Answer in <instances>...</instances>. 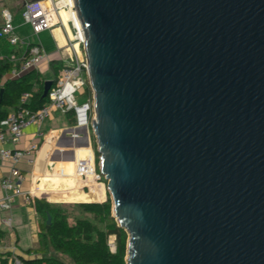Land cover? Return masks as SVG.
Returning <instances> with one entry per match:
<instances>
[{
    "label": "water",
    "instance_id": "water-1",
    "mask_svg": "<svg viewBox=\"0 0 264 264\" xmlns=\"http://www.w3.org/2000/svg\"><path fill=\"white\" fill-rule=\"evenodd\" d=\"M73 1L126 264H264V0Z\"/></svg>",
    "mask_w": 264,
    "mask_h": 264
},
{
    "label": "built area",
    "instance_id": "built-area-1",
    "mask_svg": "<svg viewBox=\"0 0 264 264\" xmlns=\"http://www.w3.org/2000/svg\"><path fill=\"white\" fill-rule=\"evenodd\" d=\"M44 0H28L24 3L22 17L32 29L33 34H37L42 30L54 28L55 24L49 21L48 14L53 12L58 14L60 10H66L68 21L71 26V33L67 34L64 48L69 50L68 61L63 63L58 70L57 76L48 90L47 101L38 109L30 110L24 103L28 101L30 93L24 91L20 94L18 107L11 110L7 115L0 120V143L9 141L16 144L22 136V129L28 124H35L38 128L40 124L52 116V111H59L66 115L70 113L72 116L71 126L66 125L60 130L64 131L70 127L82 128L86 127L89 137L88 145L92 150V155H85L81 158L75 157V175L82 181L81 188L88 189L86 178L93 176L94 181H98L102 174L96 169L95 152L90 141V122L91 114L93 113V95L88 80V64L83 52L84 34L77 17V13L73 0H47L48 6L43 5ZM3 22L0 25V39L5 40L11 45L23 43V40L15 33L12 23V14L7 11H2ZM78 22V23H77ZM50 56L46 53L38 43H27L26 49L22 54L8 55V59L12 61V67L9 71L11 77L18 76L20 73L37 68L39 63L49 59ZM90 89V93L77 101L76 95ZM37 136H42L43 132L37 130ZM72 141H83L85 136L82 131L67 132ZM40 148L39 143L33 141L25 147L9 148L6 146L0 147V158L3 161L9 162L8 174L2 176L0 187L4 194L0 197V211L10 206V203L15 194H23L26 201L33 200V191L30 189L26 192H21L18 184L23 180L24 175L17 167V162L25 158L28 163L34 165L35 153ZM3 223L10 224V218L2 219ZM108 246L110 251H114L115 245L113 237H108ZM7 264H23L22 258L12 254L7 257Z\"/></svg>",
    "mask_w": 264,
    "mask_h": 264
},
{
    "label": "trees",
    "instance_id": "trees-1",
    "mask_svg": "<svg viewBox=\"0 0 264 264\" xmlns=\"http://www.w3.org/2000/svg\"><path fill=\"white\" fill-rule=\"evenodd\" d=\"M15 54L19 55V53ZM49 66L55 76L52 79L54 81L62 66L61 61L51 59ZM11 67L12 61L8 59V56H0V120L10 109L14 110L18 107L20 94L24 91L30 93L28 101L24 103V106L30 110L40 108L48 99L47 95L42 96L44 79L37 69L26 70L16 77H4ZM87 93H90L89 88ZM66 116L72 123L71 114L67 113ZM93 143L96 145L94 139ZM87 154L91 155L88 146H79L77 158ZM95 158L97 162L96 148ZM96 169L98 170L97 165ZM81 183L82 181L77 177L74 182L70 180L68 183L70 185L67 186L69 195L74 198L73 202H76L74 207L78 212L71 222L69 221L71 212L66 207L50 203L44 198H34L35 210L41 218L39 234L42 241L33 250L43 253L35 258H22L23 264H126L127 232L117 225L111 213V201L108 194L107 198L101 201L104 196V187L101 183L94 181L93 176L86 178L87 190L81 188ZM47 214L51 217L49 223H46ZM1 235L0 230V237ZM109 236L113 237L114 251L109 249ZM48 250H51V253H48ZM31 251L32 249L26 250V252ZM59 255H64L67 261L62 260ZM0 264H7V258H1Z\"/></svg>",
    "mask_w": 264,
    "mask_h": 264
},
{
    "label": "crops",
    "instance_id": "crops-1",
    "mask_svg": "<svg viewBox=\"0 0 264 264\" xmlns=\"http://www.w3.org/2000/svg\"><path fill=\"white\" fill-rule=\"evenodd\" d=\"M26 1L28 0H0V25L3 22L2 11H9L12 14V23L14 25L15 33L23 40V43L11 45L5 40L0 39V56H8L11 53L21 54L26 48L27 43H38L50 56L49 59L43 61L46 69L49 71V74H44L39 69V67L36 69L44 80L53 79L55 76L50 69L49 61L51 59H55L61 61V64H63L67 62L69 58V50L64 48V44L67 34L71 33L70 23L68 18H64L59 11L58 14H55L56 19L51 22L53 24H58H55L52 30L45 29L37 33L38 35L44 34V39L47 37L51 38L50 41H41L43 37H38V39H30V36L34 35L31 26L25 22L21 16L19 21L15 20L16 18L11 11L14 9H19L18 11H21ZM24 26L29 28L27 32L21 33L18 31L20 27ZM57 29L60 30L63 36V42L55 33V30ZM55 53H58L59 55H54ZM9 71L4 75V77H11L9 75ZM9 111H11V109ZM68 124H71V122H69L66 115L60 113L59 111L53 110L52 116L48 119H45L40 124L39 128L35 124L26 125L22 129V136L19 142L16 144L9 141L0 143V147L6 146L9 148L25 147L28 145V143L33 141L39 143L40 145V148L34 155V165L28 163L25 158H22L17 162V167L24 175L23 180H21L18 184L19 190L21 192H26L31 189L34 195L32 201H26L23 194H15L10 206L0 211V230L2 231V235L0 237V259L7 258L12 254L18 255L21 258H35L41 256L43 253L39 250L34 251L42 241L41 235L39 234V222L41 218L35 210L34 198H44L50 203L57 202L56 197L59 194L69 195L67 186L69 187L70 184L68 183L70 180H73V182L77 180V176L75 175V158L74 160H55L56 164L54 165V171L52 173L47 171L48 162L53 160L51 155L53 154L55 147H65L63 146V143L61 146H56L57 142L61 141L65 143L68 141L66 136L61 137L63 131L60 130L62 127ZM38 129L43 132L44 137L37 136L36 132ZM78 149L79 146L74 147L76 158ZM88 149L92 155V150L89 146ZM8 167L9 162L3 161L0 158V180L2 176L8 174ZM52 185L58 187L52 188L50 187ZM71 187L72 186H70V188ZM3 194L4 192L0 187V197L3 196ZM6 217L10 218V224L3 223L2 219ZM28 249H32V251L26 252ZM48 253H51V250H48ZM59 257L62 260L65 259L67 261V258L64 255H59Z\"/></svg>",
    "mask_w": 264,
    "mask_h": 264
},
{
    "label": "rangeland",
    "instance_id": "rangeland-1",
    "mask_svg": "<svg viewBox=\"0 0 264 264\" xmlns=\"http://www.w3.org/2000/svg\"><path fill=\"white\" fill-rule=\"evenodd\" d=\"M18 10L19 9H14V10H11V11L14 14V17L16 18L15 20H18L19 21L20 20V16L22 17V10L23 9H21V11H18ZM28 30H29V28L27 26L20 27L18 29V31H20L21 33L27 32ZM38 37H43V39L41 38L42 39L41 41H44V40L45 41H50V39H51L49 37H47L46 39H44L45 38L44 37V34H39V35L38 34H34V35H31L30 36V39H33V38L34 39H38ZM54 55H59V54L58 53H55ZM38 67H39V69L44 74H46V75L49 74V71L46 69L45 64L43 63V61L39 63ZM87 95H88L87 91H84L83 93L76 95L77 101H81ZM92 117H93V113L91 114V119H92ZM68 125L71 126V124H68ZM66 135H68L67 132H66ZM93 139H94V136H93L92 131H91V128H90V141H91V146H92V148H93V150L95 152L96 145H94ZM96 164H97V162H96ZM97 182L98 183H101L102 186L105 189L106 180L104 179L103 176H101V178ZM56 198H57V202H52V203L57 204V205H60L62 207H66L68 209V211L71 212L70 215H69V221L71 222L72 219H73V217H75L76 215H78V212H77L76 208L74 207V203H76V202H73V199L74 198H72L70 195H66V194H59ZM106 198H107V193H106V191H104V196H103V198H102L101 201H104ZM63 260H65V259H63ZM68 264H70V263H68Z\"/></svg>",
    "mask_w": 264,
    "mask_h": 264
},
{
    "label": "bare ground",
    "instance_id": "bare-ground-1",
    "mask_svg": "<svg viewBox=\"0 0 264 264\" xmlns=\"http://www.w3.org/2000/svg\"><path fill=\"white\" fill-rule=\"evenodd\" d=\"M43 5L46 7V6H48V1L47 0H45V1H43ZM60 13H61V15L64 17V18H68V15H69V13L66 11V10H60ZM48 17H49V21L50 22H52V21H54L55 19H56V16H55V13H53V12H50L49 14H48ZM78 23V22H77ZM54 32V31H53ZM55 33H56V35H58V37L61 39V41L63 42V36H62V34H61V32H60V30L59 29H57V30H55ZM54 33V34H55Z\"/></svg>",
    "mask_w": 264,
    "mask_h": 264
}]
</instances>
